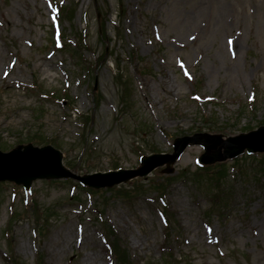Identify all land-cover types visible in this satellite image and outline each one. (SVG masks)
I'll return each mask as SVG.
<instances>
[{
  "label": "rangeland",
  "instance_id": "1",
  "mask_svg": "<svg viewBox=\"0 0 264 264\" xmlns=\"http://www.w3.org/2000/svg\"><path fill=\"white\" fill-rule=\"evenodd\" d=\"M59 1L74 16L57 29L79 49L52 46L51 0H0L1 152L51 142L84 177L135 170L182 137L225 141L264 125V0ZM204 154L189 146L111 189L0 183V264H120L116 238L128 264H264V155L203 175ZM212 169L224 179L207 180ZM216 189L229 206L213 205Z\"/></svg>",
  "mask_w": 264,
  "mask_h": 264
},
{
  "label": "water",
  "instance_id": "2",
  "mask_svg": "<svg viewBox=\"0 0 264 264\" xmlns=\"http://www.w3.org/2000/svg\"><path fill=\"white\" fill-rule=\"evenodd\" d=\"M190 145H200L206 149V153L201 158V162L206 165L234 159L245 151L250 154L264 153V126L249 134H241L225 141L220 135L212 136L208 134L179 138L174 143L173 154L153 155L144 158L142 161L143 166L138 170L99 173L84 178H76L63 167L62 154L59 151L52 147L38 149L30 145L24 151L19 148L9 154L0 152V181H13L29 188L32 182L38 179H66L72 177L95 189L112 188L137 177H147L155 169L173 164ZM217 146L225 148V154H222Z\"/></svg>",
  "mask_w": 264,
  "mask_h": 264
},
{
  "label": "trees",
  "instance_id": "3",
  "mask_svg": "<svg viewBox=\"0 0 264 264\" xmlns=\"http://www.w3.org/2000/svg\"><path fill=\"white\" fill-rule=\"evenodd\" d=\"M122 5L123 4L120 5L121 6V10H123L122 9ZM57 7H58L59 12L56 13V17L60 18L61 20L63 18H68V19L72 18L73 19V16H74V9L73 8H65L63 6H57ZM80 38H81V35H80ZM83 38L84 37L82 36V40H84ZM81 44H82V42L80 41V43L76 47H78V49H79L80 46H81ZM76 49L73 48V50H76ZM117 75H118V77H117L118 79L123 77L122 74L121 75L120 74H117ZM124 94H125V96H127V91H124ZM68 97H69L68 95H65V97L63 99L66 100ZM263 161H264V158H263ZM261 164L264 165V162L261 163ZM218 167H220L221 169H225L224 168L225 167V164H219ZM200 169H201L200 172H202L203 175H206L207 174V173L205 174V172H204V170L206 169L205 167L200 168ZM208 174H209V177L210 178H207V180H209L210 182L213 181V179H214L213 176H215V175L216 176H219V177H216L217 179H219V181H221L222 179H224V177H223V175H224L223 170H217V172H214L213 169H212L211 171L208 172ZM157 190H162L163 191V195L161 197V199H162L161 200V203H162L163 211H165V212L169 211L170 206H169V204L167 203V200H166V197H167L166 188L164 189V187H163L161 189V187H159V189H157ZM216 190L218 191L219 189H216ZM137 192L139 193V191H137ZM216 193L217 194H215L212 197V199H213V205H215L216 207H218L220 209L225 208L226 206H229V204H230V197L227 194V192L225 190H221V191H218ZM165 212H164V214H165V217L167 218L166 221L168 223L169 222L168 221V217H167V215H166ZM114 241H116V244L115 245H114V243L113 244L111 243V244L114 245V247H112V249H113V252H114V254H115L118 262L120 264H128L127 263V260L129 258L128 251L127 250H124V249L121 250L119 248V246L117 244V238Z\"/></svg>",
  "mask_w": 264,
  "mask_h": 264
}]
</instances>
